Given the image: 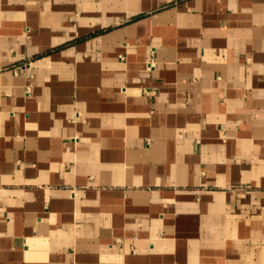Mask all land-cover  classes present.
<instances>
[{"label":"crops","instance_id":"obj_1","mask_svg":"<svg viewBox=\"0 0 264 264\" xmlns=\"http://www.w3.org/2000/svg\"><path fill=\"white\" fill-rule=\"evenodd\" d=\"M0 181V264H264V0H0Z\"/></svg>","mask_w":264,"mask_h":264},{"label":"built area","instance_id":"obj_2","mask_svg":"<svg viewBox=\"0 0 264 264\" xmlns=\"http://www.w3.org/2000/svg\"><path fill=\"white\" fill-rule=\"evenodd\" d=\"M150 66L152 65V60L149 61ZM1 189H2V183L0 181V228L2 224V210H3V201H2V196H1Z\"/></svg>","mask_w":264,"mask_h":264}]
</instances>
